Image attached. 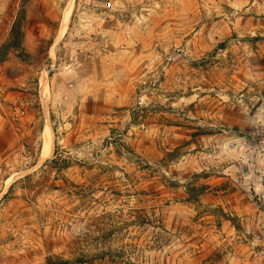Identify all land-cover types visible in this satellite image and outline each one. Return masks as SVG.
<instances>
[{
	"label": "rangeland",
	"instance_id": "obj_1",
	"mask_svg": "<svg viewBox=\"0 0 264 264\" xmlns=\"http://www.w3.org/2000/svg\"><path fill=\"white\" fill-rule=\"evenodd\" d=\"M48 259L264 264V0H0V264Z\"/></svg>",
	"mask_w": 264,
	"mask_h": 264
},
{
	"label": "bare ground",
	"instance_id": "obj_2",
	"mask_svg": "<svg viewBox=\"0 0 264 264\" xmlns=\"http://www.w3.org/2000/svg\"><path fill=\"white\" fill-rule=\"evenodd\" d=\"M71 6H72L71 3H69L63 12L62 28L60 29V32H59L56 40H59L60 37H62L64 34V30L66 29L65 26L67 24V21H68L69 15H70V11H71ZM42 79H44V74L42 75ZM41 135H42V146H41V151H40V160H43L45 158H48L52 154V150H53V147H52L53 146V135H52L51 126H50L49 121L47 119H45V123H44L43 129H42Z\"/></svg>",
	"mask_w": 264,
	"mask_h": 264
},
{
	"label": "trees",
	"instance_id": "obj_3",
	"mask_svg": "<svg viewBox=\"0 0 264 264\" xmlns=\"http://www.w3.org/2000/svg\"><path fill=\"white\" fill-rule=\"evenodd\" d=\"M20 34H21V32H20V23L17 22V24L15 25V27L13 29V35L18 38ZM12 45H13L12 47H17L19 45V43L15 42ZM49 163H51L53 165V167H56V169L58 168L57 160H55V158L51 159L49 161ZM45 264H59V263H55L51 259H48Z\"/></svg>",
	"mask_w": 264,
	"mask_h": 264
},
{
	"label": "water",
	"instance_id": "obj_4",
	"mask_svg": "<svg viewBox=\"0 0 264 264\" xmlns=\"http://www.w3.org/2000/svg\"><path fill=\"white\" fill-rule=\"evenodd\" d=\"M61 23H62V15H61V19H60L59 27H60ZM47 159H48V158H47ZM47 159H45V160H47Z\"/></svg>",
	"mask_w": 264,
	"mask_h": 264
}]
</instances>
